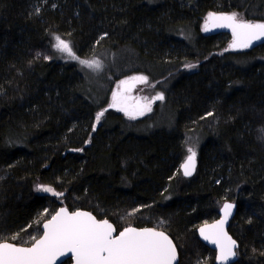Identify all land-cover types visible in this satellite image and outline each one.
Listing matches in <instances>:
<instances>
[{"label": "trees", "instance_id": "obj_1", "mask_svg": "<svg viewBox=\"0 0 264 264\" xmlns=\"http://www.w3.org/2000/svg\"><path fill=\"white\" fill-rule=\"evenodd\" d=\"M210 12L264 23V0H0V240L29 245L63 206L118 230L163 228L178 264H213L195 230L228 200L233 264H264V41L230 49V33L203 30ZM56 36L79 59L60 55ZM137 75L164 99L133 120L108 105Z\"/></svg>", "mask_w": 264, "mask_h": 264}, {"label": "snow or ice", "instance_id": "obj_2", "mask_svg": "<svg viewBox=\"0 0 264 264\" xmlns=\"http://www.w3.org/2000/svg\"><path fill=\"white\" fill-rule=\"evenodd\" d=\"M211 28H228L232 32L230 49H246L254 41L264 38V23H251L238 18L237 13H209L203 30ZM53 47L69 58L79 59L68 42L56 36ZM86 68L99 70L98 61L79 60ZM193 68L195 65H186ZM148 78L143 75L121 80L112 92L108 108L122 112L129 119H136L151 112L155 101H162L164 96L132 97L130 94L137 84H147ZM107 111V109H104ZM104 111L97 113L99 122ZM212 115V113H208ZM95 130V125H93ZM189 155L181 165L183 174L191 176L195 170L196 153L188 149ZM37 191L62 196L50 186L38 185ZM233 205L225 203L222 218L214 224H205L199 229L202 238L214 245L218 250L216 257L220 264L236 255V242L224 231V225L232 213ZM138 211V210H134ZM43 235L33 237L31 246H18L7 240L0 242V264H58L61 257L71 254L75 264H174L176 248L163 231L153 228L136 229L126 227L114 235L116 229L108 220H97L91 213L84 211L69 212L61 208L43 225ZM17 239L16 236L11 237Z\"/></svg>", "mask_w": 264, "mask_h": 264}, {"label": "water", "instance_id": "obj_3", "mask_svg": "<svg viewBox=\"0 0 264 264\" xmlns=\"http://www.w3.org/2000/svg\"><path fill=\"white\" fill-rule=\"evenodd\" d=\"M210 13H215V14H228V13H218V12H210ZM259 23H261V22H259ZM204 25H205V24H204ZM203 28H204V26H203ZM205 32H206V33L227 32V33H230V34L232 35L231 30L228 29V28H211V27H210V30H209V31H205ZM262 41H264V38H261L260 40H256V41H254L253 44H252L250 47H248V48H251L252 46H254V45L258 44V43H261ZM231 42H232V40H231ZM232 50H236V49H232ZM186 158H187V157H185L184 160L180 163V171H181L183 177H185V178H191V177L195 174V172H196V168H197V160H196V158H195V170H194L193 174H192L191 176H185V175L183 174V170H182L181 165L185 162ZM225 203H230V204H232V205L234 206L233 209H232V213H231V215L228 217L227 221L225 222V225H224V231L227 233V235H228L229 237L232 238V240H234V241L236 242V245H237L236 248L234 249L236 255H235L234 257H232V258L227 262V264H233V263H235V262L237 261V259H238V253H237V251H238L239 243H238L237 239L234 238V237L230 234V232H229V225H230V222L232 221V219H233V217H234V214H235V212H236V203H235V202L228 201V200L223 201V202L221 203V205L219 206L218 210H217L218 217H217L215 220H213V221H210V222H204V223L199 224V225L197 226L196 230H195L196 235H197V237L199 238V240H200V241H201V242H202L207 248H209L210 250H212V251L214 252V260H213V264H220V262H218L217 259H216L217 255H218V250H217V248H216V245H214V244H212V243H210V242H208V241H206V240H204V239L202 238V236L200 235L199 229H200L201 227H203L205 224H209V225H211V224H214V223H216L217 221H219V220L222 218V216H223L222 208H223V205H224ZM61 208H65V207H59V208L54 212L53 215H55V214H56ZM66 209H67V208H66ZM67 210H68L69 212L84 211V212L91 213L94 217H96L97 220H108L107 218H101V219H100V218H98L96 215H94L91 211L86 210V209H75V210H69V209H67ZM53 215H52V216H53ZM52 216H51V217H52ZM51 217H49L48 219L44 220V221L40 224V230H41V233H40V235H39L37 238H39L40 236L43 235V231H44V229H43V225H44V223H46L48 220H50ZM108 221H109V223H111V224L113 225V227L116 229L115 224H114L112 221H110V220H108ZM126 227H133V228H136V229L153 228V229H156V230H158V231H163V232H165L166 235H168L169 238L172 240V242H173V244H174V246H175V248H176L177 256H176V260L174 261V264H178V262H179V260H180V256H179L178 248H177V246H176L174 240L172 239V237H171L166 231L161 230V229H157V228H155V227H151V226H142V227H138V226H132V225H130V226H125V227H123V228H121V229H119V230L116 229V231L114 232V235H118L119 232L122 231V230H123L124 228H126ZM0 242H3V241H0ZM8 242H10V243H14V242H11V241H8ZM31 243H32V242H31ZM31 243H30L29 245H22V244H16V243H14V244H16V245H18V246H25V247H27V246H31ZM64 262H68V264H75L74 260L71 258V254H67V255H65L64 257H61V258H60V261L58 262V264H63Z\"/></svg>", "mask_w": 264, "mask_h": 264}, {"label": "rangeland", "instance_id": "obj_4", "mask_svg": "<svg viewBox=\"0 0 264 264\" xmlns=\"http://www.w3.org/2000/svg\"><path fill=\"white\" fill-rule=\"evenodd\" d=\"M54 44H55V42H54ZM71 46V45H70ZM72 48V47H71ZM60 53V52H59ZM60 55H62L63 57H67V59H71V58H69L66 54H63V53H60ZM84 60H89V59H84ZM89 61H92L91 59L89 60ZM100 65H101V63H100ZM151 88H152V86L151 85H146V84H142V87L140 88V89H137L136 87L135 88H133V90H132V92H131V96L132 97H141V98H143V97H148V98H151V97H153V96H155L156 95V92L157 91H152L150 94H146V93H149L150 92V90H151ZM116 89V87H114L113 88V90H112V92L114 91ZM144 92H146V93H144ZM111 97H112V93H111ZM111 97H110V102H109V104L111 103ZM115 110V109H114ZM117 111V110H116ZM148 113V112H147ZM146 114V113H145ZM144 114V115H145ZM139 117V116H138ZM198 147H199V142H197V141H194L193 143H191V145L189 146V148H192L194 151H195V153L197 154V149H198ZM188 148V149H189ZM188 149H187V151H188ZM189 154H187V156H188ZM44 186V185H43ZM54 189V188H53ZM55 190V189H54ZM56 191V190H55ZM57 192V191H56ZM58 193H62V192H58ZM45 194H48V195H50V196H54V195H52L51 193H45ZM64 194V193H63ZM63 196V195H62ZM62 196H59V197H57V196H54V197H57V198H60V197H62ZM60 207H63V206H60ZM54 213H52L49 217H51L52 215H53ZM95 215V214H94ZM48 217V218H49ZM47 218V219H48ZM101 219V218H100ZM43 222V221H42ZM41 222V223H42ZM114 223V222H113ZM128 226H130V225H128ZM156 228V227H155ZM157 229H161V230H163V228H157ZM118 230V229H117ZM33 231L34 230H31L30 231V233H27V234H25V236H26V238L24 239V240H26L27 239V237L29 236V239L28 240H30V241H32V238L33 237H35V236H33ZM165 231V230H164ZM40 233H41V230H40V232H39V235H40ZM17 234V233H16ZM16 234H13L12 236H15ZM11 236V237H12ZM38 237V236H37ZM36 237V238H37ZM0 241H4V239H2V240H0ZM7 241H11V240H7ZM20 244H22V245H25L26 244V242H21ZM179 251V250H178ZM179 256H180V252H179ZM208 260V258L207 257H204V259H196L195 261H194V263L195 264H203V263H205L206 261Z\"/></svg>", "mask_w": 264, "mask_h": 264}, {"label": "flooded vegetation", "instance_id": "obj_5", "mask_svg": "<svg viewBox=\"0 0 264 264\" xmlns=\"http://www.w3.org/2000/svg\"><path fill=\"white\" fill-rule=\"evenodd\" d=\"M64 263H66V262H64ZM67 264H68V262H67Z\"/></svg>", "mask_w": 264, "mask_h": 264}]
</instances>
